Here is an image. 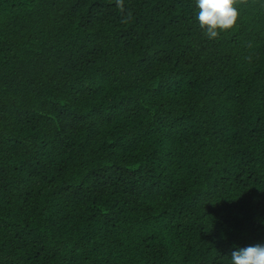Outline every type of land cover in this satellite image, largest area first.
I'll list each match as a JSON object with an SVG mask.
<instances>
[{"label": "trees", "instance_id": "16d2710c", "mask_svg": "<svg viewBox=\"0 0 264 264\" xmlns=\"http://www.w3.org/2000/svg\"><path fill=\"white\" fill-rule=\"evenodd\" d=\"M236 6L209 39L195 0H0V264L264 244V0Z\"/></svg>", "mask_w": 264, "mask_h": 264}, {"label": "clouds", "instance_id": "9594fccd", "mask_svg": "<svg viewBox=\"0 0 264 264\" xmlns=\"http://www.w3.org/2000/svg\"><path fill=\"white\" fill-rule=\"evenodd\" d=\"M237 1L242 0H195V19L209 39H215L236 26L239 17ZM228 258L229 264H264V244L234 246Z\"/></svg>", "mask_w": 264, "mask_h": 264}, {"label": "rangeland", "instance_id": "374dc122", "mask_svg": "<svg viewBox=\"0 0 264 264\" xmlns=\"http://www.w3.org/2000/svg\"><path fill=\"white\" fill-rule=\"evenodd\" d=\"M85 65L84 67V70L82 72V76L81 78L86 80V81H91L93 79H95L97 76L95 75V73L93 72V64H83V66ZM75 68H76V64H75V61H74V65H73Z\"/></svg>", "mask_w": 264, "mask_h": 264}]
</instances>
